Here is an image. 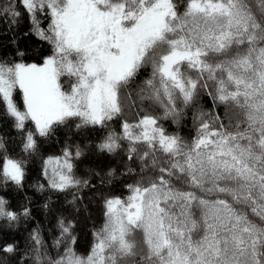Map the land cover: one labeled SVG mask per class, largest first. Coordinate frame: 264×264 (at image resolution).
<instances>
[{
  "label": "snow or ice",
  "instance_id": "1",
  "mask_svg": "<svg viewBox=\"0 0 264 264\" xmlns=\"http://www.w3.org/2000/svg\"><path fill=\"white\" fill-rule=\"evenodd\" d=\"M0 11L14 21L26 13L35 34L53 46L40 65L0 63V102L25 133L24 151L36 150V135L78 118V129H109L98 152L114 154L126 140L128 159L142 163L140 179L125 185L126 198L105 199V223L89 253L74 251L73 222L61 219L55 243L68 246L49 264H264V0L255 7L249 0H186L183 12L174 0H16ZM38 15L50 17L47 30ZM148 64L150 92L141 99L161 102L165 116L178 115L181 104L208 89L214 107L238 110L235 123L219 115L203 120L191 142L167 134L151 115L124 121L122 133L110 130L126 89ZM64 75L75 78L70 91L60 83ZM17 87L24 111L13 100ZM28 120L35 132H25ZM139 144L147 146L142 154ZM82 154L79 146L74 153L65 148L45 161L46 174L54 165L51 188L88 183L74 174ZM148 170L154 174L145 177ZM0 177L22 186L24 161L4 156ZM6 204L0 197V218L16 221ZM31 239L39 254V233ZM0 251L14 253L16 245Z\"/></svg>",
  "mask_w": 264,
  "mask_h": 264
},
{
  "label": "trees",
  "instance_id": "2",
  "mask_svg": "<svg viewBox=\"0 0 264 264\" xmlns=\"http://www.w3.org/2000/svg\"><path fill=\"white\" fill-rule=\"evenodd\" d=\"M15 2L16 0H0V9ZM255 2L256 0H249L253 7ZM174 3L183 12L186 0H174ZM18 10L23 13L22 8ZM38 20L40 28L47 30L50 17L38 15ZM52 53L53 46L35 34L32 20L26 13L14 21L10 15L0 11V63L40 64ZM183 70L189 71L186 68ZM151 78L150 64L139 70L124 93L123 112L108 122L110 130L122 133L121 125L124 121L136 123L144 115H151L157 118L158 125L167 134L178 135L191 142L203 120L219 115L225 117V123L228 118L235 123L238 118V110L226 112L224 105L214 107L218 102L208 94V89L202 90L194 103L187 106L181 104L178 115L165 116V108L161 102L147 98L137 100V94L149 95L150 90L146 88L145 82ZM74 79L67 75L61 76L63 90L70 91ZM141 89L145 91L141 93ZM128 94H131V99L126 98ZM13 100L19 110H25L22 91L18 87L13 92ZM201 113L204 115L202 119H198ZM79 122L78 118H73L66 124L54 126L48 136L36 135V150L29 153L23 149L25 133L13 126V118L7 114L3 102H0V142L3 144L0 159L8 156L23 160L25 170L23 184L19 187L11 181L5 183L0 177V197L7 202L8 210L18 213L16 221L9 222L6 218H0V247L9 243L16 245L14 253L0 251V264H37L38 260L39 264H49L58 259L68 246L67 243L59 246L55 243L60 237L58 222L61 219L66 223L69 220L73 222L72 235L76 237V242L72 247L77 254L86 256L94 243V232L105 223V199L114 196L126 198L128 192L125 185L140 179L142 163L136 158L128 159V141H121V149L114 154L98 152L95 146L109 129L92 126L78 129L76 125ZM29 130L35 132V125L31 120L25 122V132ZM77 146L83 154L74 161V174L76 178L87 180L88 183L64 191L51 188L49 176L54 165L48 167L46 174L45 161L62 157L65 148H71L74 153ZM146 147L143 144L137 145L141 154ZM157 156L162 157L163 154L157 153ZM129 168L134 171L129 173ZM109 170L111 175H108ZM153 174L151 170L143 173L145 177ZM99 179L103 183L98 184ZM75 200H81L84 208L79 204L73 208L71 202ZM24 208L28 209L27 216L21 214ZM249 214L251 215L250 210ZM252 218L260 223L258 217ZM34 231L39 233L42 241L39 254L31 239ZM136 238L142 240L140 234Z\"/></svg>",
  "mask_w": 264,
  "mask_h": 264
},
{
  "label": "rangeland",
  "instance_id": "3",
  "mask_svg": "<svg viewBox=\"0 0 264 264\" xmlns=\"http://www.w3.org/2000/svg\"><path fill=\"white\" fill-rule=\"evenodd\" d=\"M43 63V62H42ZM42 63H40V64H42ZM40 64H38V65H40ZM148 95V93H143V96H147ZM22 96H23V93H22ZM141 99V94L139 95V94H137V100H140ZM103 180H101V179H99V181H98V184H101V183H103L102 182ZM77 204H79L82 208H84V203L83 202H81V200H75V201H72L71 202V206L74 208ZM87 213V212H86Z\"/></svg>",
  "mask_w": 264,
  "mask_h": 264
}]
</instances>
